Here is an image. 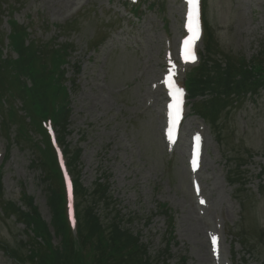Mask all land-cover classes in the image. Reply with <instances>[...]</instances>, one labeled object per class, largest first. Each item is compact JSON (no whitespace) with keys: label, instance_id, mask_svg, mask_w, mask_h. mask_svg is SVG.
<instances>
[{"label":"rangeland","instance_id":"obj_1","mask_svg":"<svg viewBox=\"0 0 264 264\" xmlns=\"http://www.w3.org/2000/svg\"><path fill=\"white\" fill-rule=\"evenodd\" d=\"M134 1L0 0V48L17 57L4 36L13 20L42 52L36 67L58 66L71 92L62 135L76 177L89 191L107 178L108 211L130 220L159 264H264V89L224 95L213 84L191 99L185 84L203 58L221 68L238 58L264 64V0H203L205 31L191 63L179 47L188 33L186 0ZM14 86L18 97L0 100L17 114L0 106V264H21L6 249L27 259L28 212L39 213L51 244L61 246L42 129L35 123L18 135L17 125L30 122ZM176 87L187 102L171 144L166 105ZM194 136L203 142L196 170ZM23 193L32 206L7 203L22 202Z\"/></svg>","mask_w":264,"mask_h":264},{"label":"trees","instance_id":"obj_2","mask_svg":"<svg viewBox=\"0 0 264 264\" xmlns=\"http://www.w3.org/2000/svg\"><path fill=\"white\" fill-rule=\"evenodd\" d=\"M9 22L10 34H1L7 37L17 57L15 58L13 54L4 57L0 48V100L1 96L6 98L5 103L6 100L16 99L18 96L15 95L14 84L18 86L23 101L22 107L30 122L27 125L25 123L17 125L18 135L22 134L24 127L29 125L31 129L35 127V123L42 129L41 135L45 143L43 148L48 150L44 153L45 155L47 153V160L42 165L51 170L48 173L49 180L53 183L50 187L51 203L55 212V232L61 237V246L55 248L51 244V233L39 213L28 212L25 214L27 234H33L34 237L29 243L27 259L7 249L5 253L21 264H159L148 250V246L141 241L139 232L129 228L130 220L122 217L121 213L116 212L114 208L108 211L112 197L109 196L110 184L107 178L104 182L97 180L91 191L80 184L73 169L72 151L67 145L65 146L62 135L67 128L66 121L71 112L68 105L71 92L64 84L65 77L59 72L58 66L53 65L48 69L36 67L37 58L35 57H39L42 52L36 49L32 39H28L30 36L28 28L13 20ZM4 40L2 36L0 45L3 44V48ZM63 60L64 58L61 59ZM188 78L187 89L191 99L199 93L204 94L211 85L221 87L224 95L238 96L246 92L252 94L264 89V64L262 60L257 62L255 58L251 64L244 65V61L238 58L236 65L228 64L221 68L216 62L203 58L202 63ZM4 110L5 114L10 111L8 115L12 116L11 113H14L17 116L13 107L10 110L3 108ZM201 115L208 120L204 113ZM64 118L66 121L62 123ZM47 122L51 123L58 133V143L61 148H64L63 158L73 179L76 233L73 232L68 220L65 182L52 139L44 127ZM56 180H58L59 189L55 187ZM86 195L91 197L92 201L83 204L81 197ZM21 198V200L24 199L22 202L10 200L7 203L12 207L24 205V203L33 205L31 196L26 197L23 193ZM108 214L110 217L107 216Z\"/></svg>","mask_w":264,"mask_h":264},{"label":"snow or ice","instance_id":"obj_3","mask_svg":"<svg viewBox=\"0 0 264 264\" xmlns=\"http://www.w3.org/2000/svg\"><path fill=\"white\" fill-rule=\"evenodd\" d=\"M192 6V11L189 13L188 30L190 35L185 39V57L186 59H195L193 44L196 39L199 38V19H198V0H189ZM183 89L176 87L175 94L178 97L177 105L179 106V96L182 95ZM69 183V187H70Z\"/></svg>","mask_w":264,"mask_h":264}]
</instances>
